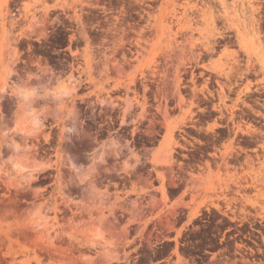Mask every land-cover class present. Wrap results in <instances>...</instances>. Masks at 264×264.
Here are the masks:
<instances>
[{
	"label": "rangeland",
	"instance_id": "1",
	"mask_svg": "<svg viewBox=\"0 0 264 264\" xmlns=\"http://www.w3.org/2000/svg\"><path fill=\"white\" fill-rule=\"evenodd\" d=\"M255 87L264 0H0V264H264Z\"/></svg>",
	"mask_w": 264,
	"mask_h": 264
},
{
	"label": "flooded vegetation",
	"instance_id": "2",
	"mask_svg": "<svg viewBox=\"0 0 264 264\" xmlns=\"http://www.w3.org/2000/svg\"><path fill=\"white\" fill-rule=\"evenodd\" d=\"M239 108L241 109V113L238 114L240 120L237 121L252 124L258 130L257 134L253 136L241 138L248 144L241 146L240 152L237 153L242 158L241 162H247L248 159L256 160L258 157L264 156V112L262 111L264 109V89L255 87L252 94L248 96L247 104H243ZM245 237L248 236L245 235ZM248 238L251 239L250 236Z\"/></svg>",
	"mask_w": 264,
	"mask_h": 264
},
{
	"label": "bare ground",
	"instance_id": "3",
	"mask_svg": "<svg viewBox=\"0 0 264 264\" xmlns=\"http://www.w3.org/2000/svg\"><path fill=\"white\" fill-rule=\"evenodd\" d=\"M189 2L190 1H186V4L185 5H183V10L180 12V13H178L175 9L173 10V11H171V12H167L166 14H165V16H169L170 18H171V20H172V22H178L179 24L181 23V21L182 20H184L185 18H187L188 17V15H189V12L190 11H192L193 13H194V7L197 9V6L195 5V4H193V5H190L189 4ZM176 5V4H175ZM188 5H190V6H188ZM198 10H200L199 8H198ZM206 12H204V14H202V15H204V16H206V14H205ZM193 16V15H192ZM192 19H193V17H192ZM175 24V23H174ZM210 92V91H209ZM214 93V92H213ZM207 102V101H206ZM229 107V106H228ZM222 111V110H221ZM257 128V127H256ZM249 132H251V130L249 131ZM257 133V132H256ZM174 140V139H173ZM264 142V141H263ZM245 150V149H244ZM242 161V160H241ZM250 181V180H249ZM246 182V181H245ZM250 184V183H249ZM254 184V183H253ZM251 185V184H250ZM258 185V184H257ZM255 186H256V184H255ZM245 205V204H244ZM260 207V206H259ZM262 207V206H261ZM260 207V208H261ZM246 208V207H245ZM255 208V207H254ZM263 209H264V207H263ZM247 211V210H246ZM250 211V210H249ZM261 211H264V210H262L261 209ZM257 212V211H256ZM262 218V217H261ZM232 229V228H231ZM246 246V245H245ZM252 250V249H251ZM259 250V249H258ZM255 252V251H254ZM253 253V252H252ZM243 254V253H242ZM246 254V253H245ZM249 255V254H248ZM263 255V254H262ZM243 257V256H242ZM249 257V256H248ZM264 258V257H263ZM253 259V258H252ZM260 261V260H259ZM245 262H247V261H245ZM249 262V261H248ZM259 263H262V262H259ZM246 264H248V263H246Z\"/></svg>",
	"mask_w": 264,
	"mask_h": 264
}]
</instances>
